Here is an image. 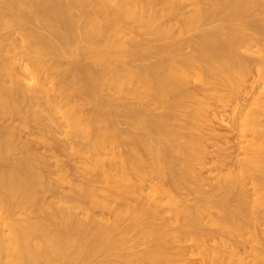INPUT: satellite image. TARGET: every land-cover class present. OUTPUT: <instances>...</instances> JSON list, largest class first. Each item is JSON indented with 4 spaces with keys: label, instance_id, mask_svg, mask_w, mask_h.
Masks as SVG:
<instances>
[{
    "label": "bare ground",
    "instance_id": "obj_1",
    "mask_svg": "<svg viewBox=\"0 0 264 264\" xmlns=\"http://www.w3.org/2000/svg\"><path fill=\"white\" fill-rule=\"evenodd\" d=\"M171 1L0 0V34L17 31L22 36L18 48L0 49V118L15 122L0 124V218L4 221L0 226V264H87L93 258H100L97 264H172L179 257H169L170 244L189 240L199 247L204 239L197 238L196 230L206 219L219 232L241 239L230 245V255L237 253L240 245L251 246L249 250L244 246L249 259L246 264H264V239L258 237L254 222L264 214L259 212L264 209V125L260 118H246L255 139L249 148H243L245 154L247 149L252 151L243 162L237 160V168L226 166V161L216 164L220 173L214 179V189L223 191L219 206L226 216L224 221L215 222L200 174L207 167L204 140L209 106L197 99L196 85L190 89L196 83L200 87L196 89L224 87L235 95L245 78L237 59L241 38L208 35L182 41L190 53L189 58L178 61L172 55L182 49L181 42H168L137 54L131 51L132 42L126 40L127 26L136 20L145 22L147 33L155 40L170 39V30H155L163 14L154 8L163 5L168 16H173ZM238 2L229 0L226 7L240 6ZM199 17L184 24L193 26ZM27 23L41 26L47 36H38L32 28L31 32ZM156 55L157 61L151 63ZM66 57L71 59L70 68L59 71L60 59ZM137 60L150 63L142 70L128 65ZM258 76L264 84V68ZM131 87L135 91L130 95L152 118L144 119L142 112H127L114 105ZM259 106L256 115L263 117L264 105ZM57 112L66 127L56 122ZM120 113L130 117L136 131L125 140L114 121ZM60 127L67 129L64 137L68 145H76L77 155L86 161L85 171L97 172V176L57 204L42 197L57 188L48 180L44 182L47 163L35 145L49 148ZM27 130L33 133V140L22 138ZM17 140H21L18 146ZM83 140L79 146L78 141ZM122 148H126L124 153ZM104 156L110 157L108 164ZM95 183L105 186L102 196ZM248 185L253 191L246 188ZM248 191L253 192L252 197ZM189 195L198 198L194 208L181 204ZM110 199L122 205L113 210ZM201 199L207 202L202 205L198 202ZM69 203L76 206L66 211ZM86 204L110 213L112 218L98 222L88 208L86 218H78L76 210ZM163 206L182 223V231L169 236L171 222L161 218ZM22 214V220L17 218ZM126 218L132 224H125ZM156 221L160 222L158 229L153 228ZM257 223L260 228L264 218ZM143 224L142 234L150 246L142 256L129 259L123 248ZM246 235L251 239L243 237Z\"/></svg>",
    "mask_w": 264,
    "mask_h": 264
},
{
    "label": "rangeland",
    "instance_id": "obj_2",
    "mask_svg": "<svg viewBox=\"0 0 264 264\" xmlns=\"http://www.w3.org/2000/svg\"><path fill=\"white\" fill-rule=\"evenodd\" d=\"M196 1H199V4ZM228 1L229 0H213L214 3L211 5L210 0H186L185 2H180V0H172L170 4L172 3L173 9L175 11L173 16H168V13L165 11V9H163V5H157L154 8V11L161 10L163 14V18L155 25V30H157L158 32L165 29L170 30L168 36V38L170 39L155 40L153 35L147 33L148 29L146 28L145 22L138 20H136V23L128 24V31L126 35V40H130L134 45L132 46L131 51L136 52L137 54H142L154 47H162L168 42H178L176 43L178 45L179 42H181V45L179 46L182 49H180L177 54L172 55L173 58L177 61L186 60V58H189L188 54L190 53V50L186 49L184 44V42H186L187 40H198V38L208 35H223L225 37L232 35L235 38H241V41H239V44L237 45V59L241 63L242 70L245 73V78L239 86L238 92H236L235 95H230L229 93L231 90L225 89L224 87L217 89H213L212 87H204L203 90H201L196 89V83L190 86V89L192 91V87L196 85L193 88L194 90H196L197 99L202 103H207L209 106L207 110L209 117V125L206 126V140H204L205 145L207 147V155L205 154L206 156L204 159V167L205 165L207 167H205L204 169L202 168L200 174L203 177L201 188L204 193H207L210 196V205L213 208L211 212V219L215 222L224 221L226 216L224 215L225 213L223 212V210H221L219 206L220 195L223 191H217L214 189V179L220 173L218 169L216 171V164L218 162L226 161V166L230 164L232 165V168H234L239 163L237 162V160L243 162L246 155H248L247 152H250L251 149H247V152L245 154L246 149L244 150V146H248V144L255 138H253V133L249 132L250 130L247 127L248 121L246 118H260L261 126L264 125V116L262 117L256 115V113L258 112V108L260 107L259 105H264V84L258 76L259 71L264 68V0H239L238 3L240 4V6H236L233 8L226 7V3ZM197 15H199L200 17L195 23V25L188 26L184 24L185 21L188 22L187 20L194 18ZM33 25V23H27V27H30L28 29L31 32L32 30H34L35 34L37 33L38 36H40L39 34L43 36L45 35L44 33L46 31L42 29L41 26L39 27L36 24L34 26ZM38 27L42 32L38 29ZM7 33L10 34L7 35ZM7 33L2 32L0 34V36H4L0 37V49H15L16 47L18 48V46H21L22 42L20 41H22V36L20 33H17V31H8ZM45 36H47V33ZM5 40L8 41L4 42ZM15 40L19 41L16 42ZM1 44L3 47H1ZM81 46H83V44H81ZM70 50H72V48H70ZM6 55L7 54H5V56ZM69 59H67V57L65 59H60L61 66L58 69L59 71L65 72L70 68L71 59ZM157 59L158 55L152 56L150 62H156ZM148 61L149 60H137L136 62L128 63V65L131 68H136V70H142L143 66L147 65V63H150ZM137 90L138 88L136 86V91ZM134 91L135 87H131L125 94V97L120 99L117 98L118 102L115 101V104L114 102L113 104L117 105L118 107L121 106L120 109L122 108V110H126L127 112L133 110L142 112V118L144 119L148 120L149 118H152L149 114L150 112L148 113V111L145 110L144 107L140 106L139 100L136 97L130 95L131 92ZM243 110L245 111L243 112ZM162 111L163 110H160L159 112ZM57 113V115L55 113V116L57 117L56 122L59 126H65L64 121H62L63 116L59 114V112ZM124 114L125 113H120L119 116H117L116 120H114L115 123H117V128L119 129V132L122 133L123 140L128 138V134L130 135L136 132L133 130V121L129 120L128 118L130 117L125 116L126 114ZM1 119V126L15 123L13 122L12 118L1 117L0 120ZM3 122H5L6 124H2ZM34 127V125L33 127H31L32 131L35 130ZM62 127H60L59 133L52 136L51 141L53 142L49 144V148H47L48 146L43 144L36 143L35 145L36 152L42 158H44L47 163V168H45V172H43V178L46 177L43 179L44 182L48 180L46 182H52L57 188L52 190V192H45L46 194L44 193L45 195L42 197L44 198V200L53 201L57 204L61 203V199L63 197H72L78 186L83 183L94 181L97 176V172L88 174L85 171L87 166L86 161L82 157L77 155L76 150L78 148L76 147V145H68L69 143L67 140H65L64 137L65 132H67V129ZM31 128H29V130H31ZM29 130H27V132H29V135L26 131H24L25 136L24 134H22V138L26 137L28 140H33V135H31L32 132ZM62 130L64 133L61 132ZM19 141L21 140H17L18 143L16 142V146L20 144ZM79 142L82 143L80 144ZM84 142V140L78 141L79 146H82ZM50 145H53L55 148L51 146V150ZM56 145L57 147L63 146V148H57ZM53 150L55 151V154H52ZM121 151L124 153L126 151V148H122ZM223 154H226V159ZM14 158H12V160ZM104 158L106 160V163L108 164L110 161V157L104 156ZM211 167L214 169H212ZM210 169H212L213 172H211ZM94 186L99 192L98 195L102 196L105 190V186L99 183H95ZM146 187L147 189L150 188L149 185H146L145 189ZM251 187V185L246 186V188H248L249 190L251 189ZM251 190L253 191V188ZM252 191H248V194L249 192L251 194V196L249 195L250 197H252ZM182 197L183 196H181L180 198ZM194 197V195L191 196V198L190 195L189 197L187 196V198L183 197V199L186 198L189 201L184 199V202L186 201L184 203L183 199H180L182 201V203H180L194 208L195 204L193 203H196L198 199ZM43 198H40V201H43ZM195 200L196 202H194ZM132 201L135 202L136 200L132 199ZM198 202L203 205L207 201L203 200L202 202ZM109 203L113 210L116 209L118 206L122 205L121 201H116L113 199H110ZM74 206H76L74 203H69L65 205V209L66 211H70L71 208ZM79 207L81 209L85 208L83 210H81L80 208V210H76L77 217L80 219L86 218V208L90 210V214L98 222H105L107 218H112V215L110 213H106L101 209L90 208L87 204L79 205ZM161 210V218L163 220H168L171 222V226L169 228V236H172L174 232L182 228V223L180 221L175 220L172 215V212L167 207L163 206ZM263 211L264 209L260 208L259 212L263 213ZM249 217L251 216L248 215V218ZM259 217H261V219H257L254 221L256 223V233L258 234L259 238L264 239V224H261V227L259 228L257 223L258 221L259 223L262 222L264 214H261ZM1 218L0 226L3 227L4 221ZM17 218L22 220L24 216L22 214L19 215ZM125 224H132V220L130 218H126ZM159 225L160 222L156 221V223L153 225V228L158 229L160 227ZM143 226L144 224L140 226L137 231L135 230V232L131 234L130 241L123 248L122 252L125 256H128L129 259L142 256L150 246L148 240L142 234ZM196 236L199 239H204V243L202 242L199 247L195 246L189 240H186V242L181 245L173 243L170 244L168 248L169 257H173L175 254H177L179 257L178 261L172 264H239L240 260H242L244 264H246V262L249 260L247 259L248 251L244 250L246 249L244 248L245 245L238 246L237 253H235L234 255H230L228 250L230 245L236 244L241 239L237 237H229L219 232L214 226H212V222L208 219L204 220V223L197 227ZM243 237L246 239H251L247 235ZM223 244H225L226 247H224ZM252 244L254 247H256L257 250H259L258 245H256L255 243H251V245ZM245 247H247V245ZM250 247L248 246L247 249H250ZM215 256H218L219 260H215ZM89 261L90 262H88L87 264H97L100 261V258H95V260L93 258V260L91 259Z\"/></svg>",
    "mask_w": 264,
    "mask_h": 264
}]
</instances>
